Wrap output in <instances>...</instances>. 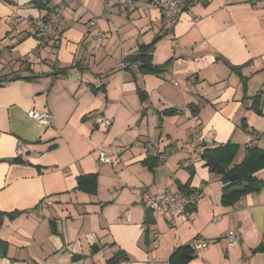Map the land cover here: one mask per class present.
<instances>
[{"label": "crops", "instance_id": "0c3cea01", "mask_svg": "<svg viewBox=\"0 0 264 264\" xmlns=\"http://www.w3.org/2000/svg\"><path fill=\"white\" fill-rule=\"evenodd\" d=\"M123 1L51 0L63 5V21L43 44L26 20L47 11L33 0H0V77H33L0 86V209L24 211L0 227V264H107L119 248L131 261L118 264H166L175 247L198 238L209 245L189 264H264V250L257 249L264 244V187L226 206L221 176L201 157L204 148L230 141L243 146L238 160L246 144L264 148V115L251 108V96L264 91V0H186L173 26L165 24L158 0L132 9ZM157 35L153 61L170 59L169 70L158 76L141 75L135 65L124 69L138 43ZM230 64L245 65L246 93ZM135 75L149 96L144 103ZM32 108L50 111L52 124L29 117ZM145 108L139 130L128 129ZM169 108L181 112L161 118ZM245 117L248 129L241 127ZM21 143L27 161L15 162ZM104 145L125 148L121 169L99 161ZM156 154L161 164L151 171L142 162ZM185 166L195 171L191 187L201 200L195 212L173 221L143 198L178 191L176 182L190 178ZM84 173L98 174L97 193L73 189ZM257 176L264 179V168ZM149 215L156 239L162 217L176 228L146 248ZM229 230L237 232L236 244L229 243Z\"/></svg>", "mask_w": 264, "mask_h": 264}, {"label": "trees", "instance_id": "16d2710c", "mask_svg": "<svg viewBox=\"0 0 264 264\" xmlns=\"http://www.w3.org/2000/svg\"><path fill=\"white\" fill-rule=\"evenodd\" d=\"M62 1V0H61ZM141 1V0H137ZM35 6L40 9L41 11H47L42 16L44 19L49 18L53 12L57 9L58 4H50L51 0H33ZM192 0L189 2L191 3ZM186 9V6L182 8V11ZM27 18V23L29 19ZM164 20V18H163ZM63 21V20H62ZM61 21V23H62ZM29 25V24H28ZM61 25V24H60ZM31 28L34 29V26L29 25ZM60 27V26H59ZM59 29V28H58ZM57 31L54 35H52L48 41L45 43H48L51 41L53 37L56 36ZM35 33L41 40L38 32L36 29H34ZM161 36L157 35L153 38L152 41L145 43V42H139L137 50L130 54L129 56H126L123 59L124 69L131 70L132 66H137L138 73L141 75H147V74H154L161 76L165 72H167L171 65V60H167L164 63L158 64L153 61V54L155 51V47L157 42ZM245 65H233L230 64V67L233 71L241 73V68ZM61 73H67V69L62 68L59 70ZM243 79V89L244 92H247V84L249 80V76H245L244 74H240ZM19 78L24 79H32L33 77L30 76H14L10 77L8 79L0 77V86L4 85L5 82L13 81ZM135 82L137 83V93L139 95V98L141 102H146L149 98L147 91L145 88L142 87L141 83H139L138 77L134 76ZM103 87L95 88L93 87V91L97 92L102 90ZM253 104L251 108L259 115H264L263 109H262V103L264 98V91H259L255 95L251 96ZM190 108H194V105L191 103L189 104ZM181 110H178L176 108H169L166 110H163L160 112L161 118H164L166 115H172L175 113H179ZM195 113L198 111L197 109L194 110ZM147 113V109H143L142 111V117H144ZM248 122L247 118H243L241 122V127L243 129H248ZM253 132V131H251ZM255 133V132H254ZM258 134V133H256ZM40 140H37V142H40ZM52 145L51 147H53ZM50 147V148H51ZM241 149V145L235 142H228L225 144H219L212 147H206L202 151L201 157L205 161V165L209 167L210 171L213 173H216L217 175L221 176V180L223 182L222 187V194H221V202L222 204L226 206H232L235 205L244 195L259 191L264 187V179H261L257 176V172L264 168V148L259 146L258 144H246L244 146L245 154L244 157L241 160H238V154ZM15 162H25L26 159L22 158L21 156H18L14 158ZM143 165L146 166L149 170L155 171L156 168L161 164V157L160 155H150L148 156L143 162ZM220 166H225L228 171L218 172V168ZM189 171L191 173V177L194 175L195 171L193 168H190L188 166ZM231 173H239V177L236 180H231L229 178V175ZM177 188L180 193L185 195L186 197L190 198L193 194L197 193L199 194V199L201 197L200 191H198L197 188L191 187V179H189L186 183H182L180 181H177ZM99 187V176L97 173H84L80 174L76 177V186L73 188L74 190H80L84 191L90 194L97 193ZM198 199V200H199ZM197 202L191 203L189 206V210L191 213L195 212L197 210ZM24 213V211L21 210H15L11 212L4 211L0 209V227L3 225L6 218L14 219L15 217L21 215ZM156 220L153 216L149 215L147 216L144 224V236L142 240V244L148 248L150 245L156 241V238L152 234V226L155 225ZM198 238V237H197ZM258 250H264V244L259 245L257 248ZM198 256V250L194 246V243H183L179 246L175 247V249L170 254L167 263L168 264H189L191 261H193ZM131 261L130 255L123 249L119 248L114 256L107 260V264H118L120 262H127L129 263Z\"/></svg>", "mask_w": 264, "mask_h": 264}, {"label": "built area", "instance_id": "2783aa9c", "mask_svg": "<svg viewBox=\"0 0 264 264\" xmlns=\"http://www.w3.org/2000/svg\"><path fill=\"white\" fill-rule=\"evenodd\" d=\"M70 2L71 0H62ZM186 0H161L159 6L163 11V18L166 24H175L179 19L182 12V8ZM139 5L137 0H124V8H134ZM64 8L63 5L58 6L55 12L47 18L44 19L42 16H34L29 19L28 24L34 26V29L38 32L41 40L40 42L45 44L49 38L55 34L59 28L61 21L63 20ZM92 25L95 24V20L92 21ZM96 34V33H95ZM101 37L102 35L99 34ZM96 41V47L100 46L101 38L98 35H94ZM28 116L32 119L44 124L45 126H50L52 124L53 115L47 110H37L35 108L29 109L27 112ZM105 126L108 127L111 124V120L106 119L103 121ZM27 145L24 143L19 144L17 148V155L22 158L27 154ZM99 161L104 163H109L112 161L110 155L104 151L103 148L99 149ZM199 199V194L195 193L190 198L186 197L179 191H174L172 189H165L158 191L156 193L147 192L144 195L143 202L153 209L157 213L167 214L171 220H176L180 217L189 216L191 214L189 206L191 203L197 202ZM51 203L50 200H47ZM230 244H236L238 242L237 232L234 230H229L226 234ZM208 244L205 241L197 240L195 247L196 249L207 248ZM159 261L154 259L151 264H158ZM166 263V262H165ZM168 264V263H166Z\"/></svg>", "mask_w": 264, "mask_h": 264}, {"label": "rangeland", "instance_id": "374dc122", "mask_svg": "<svg viewBox=\"0 0 264 264\" xmlns=\"http://www.w3.org/2000/svg\"><path fill=\"white\" fill-rule=\"evenodd\" d=\"M160 1L161 0H158V3H160ZM130 9H132V8H130ZM166 24V23H165ZM168 26H173L172 24H167ZM99 34H101V32L99 31V32H97L95 35H98V37L99 38H101V40H102V38H103V34H101L102 35V37L99 35ZM101 44H102V41H101V43H100V46H101ZM143 111V110H142ZM181 112V111H180ZM179 112V113H180ZM136 113V112H135ZM147 114V113H146ZM146 116V115H145ZM144 116V117H145ZM144 117H142V112H140V117H139V120H137L136 122H135V125H131L128 129H133V128H135V126L136 125H138L139 123H140V120H142ZM137 127V126H136ZM136 130L138 131L139 130V127H137L136 128ZM129 132V131H128ZM132 132V131H131ZM131 132H129V134L130 135H134V133H131ZM115 133V132H114ZM56 135V134H55ZM58 136V135H57ZM56 136V137H57ZM137 137H139V135H136ZM118 137V136H117ZM142 138V137H141ZM56 139V138H55ZM136 139V138H135ZM106 140H108V142H109V145H114V142H116L115 140H116V137H111V136H109L108 138H106ZM121 141H123L122 139H121ZM124 142V141H123ZM134 143V142H133ZM128 147L130 148L131 146H130V144H128ZM243 146H241V148H242ZM103 149H104V151H106L109 155H110V157L112 158V163L109 165L110 167H116L117 169H121V167H123V166H121V164H120V161H119V157H121V155L123 154V152H124V150H125V148H123V150L122 149H120V150H118V149H116V148H111V146L109 147V146H107V145H104V147H103ZM243 152L244 151H242V150H240L239 151V156L241 155V154H243ZM187 169H189L188 168V166H185ZM211 173H213V172H211ZM195 174V173H194ZM213 174H215V175H217L216 173H213ZM195 175H193L192 177H194ZM219 176V175H218ZM191 177V173H190V178L189 179H191L192 178ZM222 184H223V182H222ZM201 200V197H200V199L198 200V203H199V201ZM194 215V214H193ZM194 217V216H193ZM191 219V218H190ZM177 222H178V224L177 225H179L181 222H182V220L180 219V220H177ZM155 228H156V230H155V232H156V236L158 237L156 240H161V239H165L166 237H168L170 234H171V230L172 229H174V228H176V226H175V223H171V222H169V224H167V220L164 218V217H162L161 218V220H160V222L159 223H157L156 224V226H155ZM197 240H201V239H196L195 240V242H194V246H195V244H196V242H197ZM201 241H204V240H201ZM156 242V241H155ZM205 242H207V244L209 245V243H208V241H205ZM212 242V241H211ZM208 247V246H207ZM201 249H206V248H201ZM197 250H199V249H197ZM198 257V256H197ZM196 259V258H195Z\"/></svg>", "mask_w": 264, "mask_h": 264}, {"label": "water", "instance_id": "95a60500", "mask_svg": "<svg viewBox=\"0 0 264 264\" xmlns=\"http://www.w3.org/2000/svg\"><path fill=\"white\" fill-rule=\"evenodd\" d=\"M227 171H228V169H227L225 166H220V167L218 168V172H223V173H225V172H227ZM238 177H239V173H231V174L229 175V178H230L231 180H236Z\"/></svg>", "mask_w": 264, "mask_h": 264}]
</instances>
